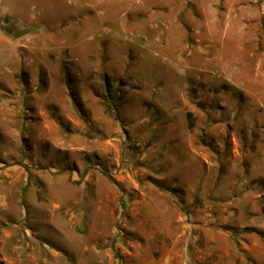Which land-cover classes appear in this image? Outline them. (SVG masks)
Masks as SVG:
<instances>
[{"label": "rangeland", "instance_id": "374dc122", "mask_svg": "<svg viewBox=\"0 0 264 264\" xmlns=\"http://www.w3.org/2000/svg\"><path fill=\"white\" fill-rule=\"evenodd\" d=\"M0 264H264V0H0Z\"/></svg>", "mask_w": 264, "mask_h": 264}, {"label": "trees", "instance_id": "16d2710c", "mask_svg": "<svg viewBox=\"0 0 264 264\" xmlns=\"http://www.w3.org/2000/svg\"><path fill=\"white\" fill-rule=\"evenodd\" d=\"M115 111L117 112V108H115ZM190 126H191V127L193 126L192 121L190 122Z\"/></svg>", "mask_w": 264, "mask_h": 264}]
</instances>
